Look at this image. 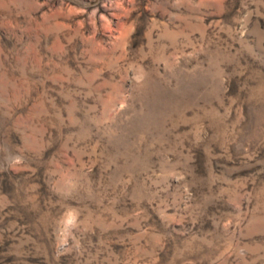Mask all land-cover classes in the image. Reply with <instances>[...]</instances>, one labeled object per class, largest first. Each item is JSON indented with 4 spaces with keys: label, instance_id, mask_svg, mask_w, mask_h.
Returning a JSON list of instances; mask_svg holds the SVG:
<instances>
[{
    "label": "rangeland",
    "instance_id": "1",
    "mask_svg": "<svg viewBox=\"0 0 264 264\" xmlns=\"http://www.w3.org/2000/svg\"><path fill=\"white\" fill-rule=\"evenodd\" d=\"M0 264H264V0H0Z\"/></svg>",
    "mask_w": 264,
    "mask_h": 264
}]
</instances>
